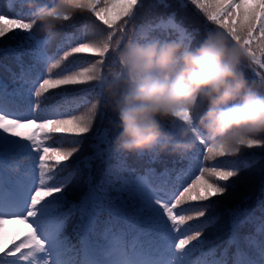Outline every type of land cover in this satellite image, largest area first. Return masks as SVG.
<instances>
[{
	"label": "trees",
	"instance_id": "1",
	"mask_svg": "<svg viewBox=\"0 0 264 264\" xmlns=\"http://www.w3.org/2000/svg\"><path fill=\"white\" fill-rule=\"evenodd\" d=\"M39 3L50 6L53 0H39ZM9 13L14 14L13 18H23L25 21L32 19V12L26 6V0L23 3L20 0H0V14ZM173 24L176 27H173ZM123 27L124 31L117 32L115 38L126 37L129 33L139 36L148 32L160 39L183 37L193 46H196L209 30H215V26L207 21L190 0H141L133 17ZM106 34L105 26L84 10L75 13L70 21L57 25L51 33L42 31L37 24L30 32L14 29L5 37H0V106L10 113V118L13 119L22 116L34 118L37 113L46 118H60L52 110L54 104L69 109L72 114L86 112L99 96L95 91L99 86L95 82L50 89L37 98L34 92L32 94V91L25 87L22 76L32 78L37 76L42 68L45 78H48V66L38 63L35 40L47 41L45 50L51 56L60 49L59 54L62 55L63 51L80 42H90ZM113 59L114 55L110 53L105 64L111 63ZM95 60V57L85 59L74 55L64 61L61 68L71 67L73 70H79ZM254 68L245 67V75L249 80L257 78ZM58 71L60 70H53L52 78H57L55 74ZM46 108L49 110L44 111ZM118 124L117 114L101 102L93 130L84 134L79 143L73 145L67 138H53L63 147L78 148L55 174L54 181L59 178L57 175L63 173L68 182L62 185L60 193L47 198L53 201L50 212L69 210L63 217L66 224L62 232L70 241V245H73L76 230L86 218H92L94 226L99 229L114 228L124 217L137 222L168 220L163 209L155 205L154 201L152 207L146 206L139 193L141 183L146 182V178L168 180L174 177L179 180L180 169L186 168L189 163L194 166L198 160L207 167L217 163L213 160H203L199 150L197 156L191 158L186 154L181 156L168 151H118L114 147L115 138L120 131ZM97 130L104 134L102 144L95 139ZM17 140L20 138H10L0 132V154L3 159L13 161L21 167L26 166L21 172L29 174L27 189L34 194V187L39 186V168L31 165L39 166L38 154L33 150L30 158L22 160V157L27 155L28 142L21 141L17 145ZM97 144L99 147H96ZM218 160L238 173L227 182L225 193L212 197L209 201L188 202L177 209L178 214L193 215L191 221L179 228V239L184 238L188 229L192 230V234L195 231L201 232V236L186 246L182 254L186 255L185 257H194L197 264H217L222 260L229 264L233 258L238 264L241 251L243 254L253 255L252 252L262 250L255 236L259 227L264 228V146L244 147L237 155ZM5 174L8 175L6 172ZM162 202L172 203L174 200ZM197 210H203L205 215L195 217ZM234 239L239 240L241 251L236 247ZM198 255L203 259H199ZM74 257L72 254L66 259L70 262Z\"/></svg>",
	"mask_w": 264,
	"mask_h": 264
},
{
	"label": "snow or ice",
	"instance_id": "2",
	"mask_svg": "<svg viewBox=\"0 0 264 264\" xmlns=\"http://www.w3.org/2000/svg\"><path fill=\"white\" fill-rule=\"evenodd\" d=\"M20 2L23 3L24 0ZM140 2L141 0H76L74 6L96 17L105 26L107 32L105 36L115 39L117 32L124 31L123 25L133 17ZM190 2L215 26V30L226 33L233 42L242 46L254 64L257 76L264 74V0H190ZM13 15V13L0 14V37H5L14 29L25 32L33 29L31 20L13 18ZM71 19L72 17L65 16L64 22ZM172 26L176 27L175 24ZM29 38L31 39V36ZM93 41L80 42L63 51L62 55L57 52L51 56L43 50L47 41H38L40 49L37 56L38 63L48 66V78H45L44 74L37 75L30 81L29 91L34 90L35 97L40 98L50 89L92 82L89 77V65L92 63L80 67L79 70H73L71 67L61 68V66L74 55L85 59L95 57V61L106 63V58L111 52L103 51L93 44ZM54 69H61L56 73L57 78H52ZM65 72L67 74H63ZM95 91L101 94L100 89ZM48 110L44 109V111ZM52 110L60 118H46L37 113L34 114V118L22 116L13 119L10 118L11 114L0 106V132L27 141L28 152L22 160L30 158L34 150L38 154L39 162V186L34 187V194L31 191L28 193L30 204L21 202L14 210L10 209L6 212L0 199V264H69V260L65 258V241L61 239L62 225L48 218L53 201L47 198L54 197V194L62 191V186H54L55 174L63 163L78 151V148L63 147L53 138L59 136L67 138L73 145L79 143L84 134L93 130L98 109L91 112L88 108L86 112L77 115L72 114L69 109L54 104ZM95 139L100 144L104 142V134L101 130L96 131ZM261 146H264V142L251 144L247 148ZM96 147H99V144ZM198 150L203 160H213L217 163L207 167L201 162V166L194 169L199 175H196L183 191L178 195L174 191L165 193L169 200L174 202H162L161 198H156L157 190L147 182L141 183L139 188L146 206L152 207L153 201L155 205H159L177 231L187 221L193 219V215L178 214L179 206L188 202L209 201L212 197L220 196L225 193L230 178L238 174L236 170H231L219 162L218 158L228 157L227 155L215 153L210 155V149L203 140L186 155L189 158L197 156ZM194 215L202 217L205 212L197 210ZM9 226H14L11 232L8 231ZM200 236L201 232L195 231L179 239L178 243L174 244V255L183 254L186 246ZM83 264H174V262L162 256L157 257L150 251L138 250L135 247L125 248L118 237H113L109 246L99 255H89L85 250Z\"/></svg>",
	"mask_w": 264,
	"mask_h": 264
},
{
	"label": "clouds",
	"instance_id": "3",
	"mask_svg": "<svg viewBox=\"0 0 264 264\" xmlns=\"http://www.w3.org/2000/svg\"><path fill=\"white\" fill-rule=\"evenodd\" d=\"M75 2L26 0L30 22L51 33L65 16L84 11ZM92 43L114 55L111 63L89 65L101 93L89 110L103 102L117 114L116 150L183 156L203 140L210 155L235 156L264 142V74L246 77L245 67L254 64L226 33L209 30L196 46L148 32Z\"/></svg>",
	"mask_w": 264,
	"mask_h": 264
},
{
	"label": "rangeland",
	"instance_id": "4",
	"mask_svg": "<svg viewBox=\"0 0 264 264\" xmlns=\"http://www.w3.org/2000/svg\"><path fill=\"white\" fill-rule=\"evenodd\" d=\"M7 136L9 137V134H7ZM10 138H11V137H10ZM14 138H16V137H14ZM10 230H11V228L9 227V228H8V231H10Z\"/></svg>",
	"mask_w": 264,
	"mask_h": 264
}]
</instances>
